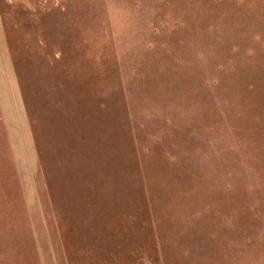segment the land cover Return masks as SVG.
<instances>
[{
  "label": "rangeland",
  "instance_id": "obj_1",
  "mask_svg": "<svg viewBox=\"0 0 264 264\" xmlns=\"http://www.w3.org/2000/svg\"><path fill=\"white\" fill-rule=\"evenodd\" d=\"M0 59V264H264V0H0Z\"/></svg>",
  "mask_w": 264,
  "mask_h": 264
},
{
  "label": "crops",
  "instance_id": "obj_2",
  "mask_svg": "<svg viewBox=\"0 0 264 264\" xmlns=\"http://www.w3.org/2000/svg\"><path fill=\"white\" fill-rule=\"evenodd\" d=\"M6 65L5 63H2L1 59H0V76H1V80H2V83L4 82V79H5V70H6ZM11 86L12 88L10 90H12L13 92H16V87H15V83L13 82V79L11 78ZM3 85V84H2ZM1 90V95H2V99L4 100V91H9L8 88L4 89L3 87L0 89ZM16 103V106L18 108V105H17V101L15 102ZM19 109V108H18ZM20 114V113H19ZM21 115V114H20ZM19 130L21 131V127H19ZM28 143H29V150H30V158L33 159V156H35L36 158V150H35V147H34V142H33V138H32V135H31V132L29 130V135H28ZM49 202L51 201L48 200ZM148 219V218H147ZM146 219V220H147ZM162 219V218H161ZM148 230V229H145L143 226H142V223H141V230L144 231V230ZM157 236H172L174 235L176 238H163V239H159L157 241V244L159 246V248L163 247L164 248V245H169V247H173V249L170 250V258L164 254V251H163V254L160 252V258L159 260L157 259V262L156 263H153V262H149L148 261V264H176V260L175 258L177 257V251L175 250L176 248L174 247H178V245L181 243L179 237H180V231L179 229L175 230L174 228H171V229H164V228H160V227H157Z\"/></svg>",
  "mask_w": 264,
  "mask_h": 264
}]
</instances>
